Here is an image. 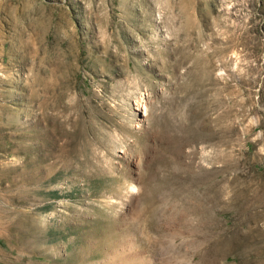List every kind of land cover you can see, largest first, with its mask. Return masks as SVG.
I'll list each match as a JSON object with an SVG mask.
<instances>
[{
    "label": "rangeland",
    "instance_id": "374dc122",
    "mask_svg": "<svg viewBox=\"0 0 264 264\" xmlns=\"http://www.w3.org/2000/svg\"><path fill=\"white\" fill-rule=\"evenodd\" d=\"M0 264H264V0H0Z\"/></svg>",
    "mask_w": 264,
    "mask_h": 264
},
{
    "label": "bare ground",
    "instance_id": "6f19581e",
    "mask_svg": "<svg viewBox=\"0 0 264 264\" xmlns=\"http://www.w3.org/2000/svg\"><path fill=\"white\" fill-rule=\"evenodd\" d=\"M146 107V106H145ZM144 110V109H143ZM75 134V133H74ZM71 135V134H70ZM74 136V135H73ZM72 136V138H70L71 139V141H74L75 140V137H73ZM69 142H70V140H65V142H63L62 143V145H60V144H58V147H57V150H56V152L58 151V153H57V155H56V157H57V159L62 163L63 162V164L66 166V164H68V162L70 161V158L73 156H76V158L78 157V155L79 154H76V153H73L74 151H75V149L71 146V148H69L70 146H69ZM33 147V146H32ZM75 147V146H74ZM32 149V148H31ZM78 159V158H77ZM91 159V158H90ZM90 159H88V155L85 157L84 156V158H83V160H84V164L87 162V161H89ZM55 160V159H54ZM81 160V159H80ZM83 160H81L80 162H82ZM56 162V161H55ZM78 162H79V160H78ZM81 165V164H80ZM70 166V165H69ZM109 166H110V164H109ZM47 167H49V165L48 166H46V168ZM82 167V166H81ZM99 167V166H98ZM113 167V166H112ZM110 169V168H109ZM53 170V166H50V168H49V173L51 172ZM89 172V171H88ZM52 174V173H51ZM50 174V175H51ZM86 174V173H85ZM95 174V173H94ZM89 175V174H88ZM103 192V191H102ZM92 194V193H91ZM99 194H101L102 196H104V193H99ZM96 196H97V194H96ZM104 201V200H103Z\"/></svg>",
    "mask_w": 264,
    "mask_h": 264
},
{
    "label": "snow or ice",
    "instance_id": "6c2138e0",
    "mask_svg": "<svg viewBox=\"0 0 264 264\" xmlns=\"http://www.w3.org/2000/svg\"><path fill=\"white\" fill-rule=\"evenodd\" d=\"M132 191H136V189H135V188H133V189H132Z\"/></svg>",
    "mask_w": 264,
    "mask_h": 264
}]
</instances>
